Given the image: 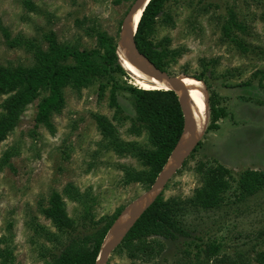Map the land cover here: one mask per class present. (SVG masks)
I'll return each instance as SVG.
<instances>
[{
	"label": "rangeland",
	"instance_id": "374dc122",
	"mask_svg": "<svg viewBox=\"0 0 264 264\" xmlns=\"http://www.w3.org/2000/svg\"><path fill=\"white\" fill-rule=\"evenodd\" d=\"M131 2L0 0V65L31 66L33 50L46 48L49 33L61 48L98 57L102 54L98 36L104 34L116 45ZM230 18L240 29L231 23L226 37L224 26ZM146 41L164 49L163 71L168 75L201 77L204 86L220 97L228 117L218 122L217 131L202 134L201 146L159 195L178 204L175 220L186 237L154 238L161 250L146 261L129 258L124 248H117L105 264H173L183 251L194 252L206 241L218 245L220 254L231 258L235 252L243 253L248 264H256L254 254L264 252V188L241 199L235 180L243 169L264 170V0H169ZM134 75L123 71L79 87L64 86L62 103L50 114L47 126L34 120L47 92L26 105L0 142V262L48 264L63 243L92 232L95 222L122 211L146 190L142 184H123L125 169L145 167L128 153H115L114 143L102 136L96 122L101 118L112 128L117 146L149 148L147 131L134 122L124 88L150 86ZM114 84L119 88L112 105ZM4 98L0 96V104ZM5 151L11 156L1 163ZM217 167L230 173L224 178L227 187L219 205L207 210L190 206L187 202L201 186V176ZM68 187L81 198L62 196L73 228L60 233L40 210L51 192L62 194Z\"/></svg>",
	"mask_w": 264,
	"mask_h": 264
},
{
	"label": "trees",
	"instance_id": "16d2710c",
	"mask_svg": "<svg viewBox=\"0 0 264 264\" xmlns=\"http://www.w3.org/2000/svg\"><path fill=\"white\" fill-rule=\"evenodd\" d=\"M168 1L149 0L147 2L140 14L133 37L137 50L161 71L165 64V51L157 49L147 42L146 35L160 14L164 3ZM231 23L235 29H240V26L231 22L230 18L226 24L229 25L226 28L224 26L226 37L229 35ZM3 32L5 37H8L6 31L3 30ZM14 41L16 40L13 39L8 44L12 46ZM45 41L46 48L37 47L33 50L31 66L0 65V96H5L0 104L2 110L0 112V142L16 126L26 105L34 101L40 92H47V96L39 101L34 120L36 125L47 126L50 114L56 112L62 103L61 89L64 86L71 84L79 87L105 75L123 73V71L130 72L122 64L118 55L116 56V45L104 34L98 36V44L102 49V54L98 57L82 51H69L61 48L56 44L52 33L45 36ZM68 60L70 63H67ZM195 79L202 81L205 85L201 77ZM145 83L150 88L127 86L124 90L131 99L134 122L147 131L149 148H135L130 143H119L117 146L112 128L101 118H96V122L102 136L110 138V143H114L115 153L118 155L120 152L128 153L145 167V170L140 171L125 169L123 184L138 183L147 189L166 163L179 139L183 121L173 92L148 82ZM118 88L116 84L113 85L109 97L112 105H115V91ZM205 88L207 91L208 124L204 133L217 131L219 129L218 122L228 117L227 110L220 103V97L208 86ZM200 146L201 142H198L191 154L196 152ZM10 156L11 154L5 151L2 154L1 163H5ZM204 175L201 176V186L195 190L194 195L187 203L192 207L207 210L219 205V201L222 199L220 194L227 187L224 178L229 177L230 173L217 167ZM235 186L238 198L245 199L253 196L264 188V170L243 169L237 174ZM62 196L69 197L72 201L81 198L76 190L69 187L64 188L62 194L51 192L47 205L40 210L42 216L48 219L60 233L73 228V222L65 212ZM177 209L176 202L162 200L158 196L137 219L117 248H124L129 258L146 261L161 250L154 238L165 240L185 238L186 233L175 220ZM84 211H87V207L84 208ZM120 211L117 209L111 216L99 219L95 222L96 228L79 240L71 239L63 243L59 251L52 255L48 264H93L111 224ZM46 236L54 237L52 234ZM58 244L60 243L58 242ZM195 249L194 252L183 251L173 264H248L243 253L235 252L229 258L220 254L218 245L213 242L206 241L200 246H196ZM254 261L256 264H264V252L255 253ZM0 264H7V262L3 259Z\"/></svg>",
	"mask_w": 264,
	"mask_h": 264
},
{
	"label": "water",
	"instance_id": "95a60500",
	"mask_svg": "<svg viewBox=\"0 0 264 264\" xmlns=\"http://www.w3.org/2000/svg\"><path fill=\"white\" fill-rule=\"evenodd\" d=\"M148 1L149 0H133L131 2L126 14L120 22L116 46H119L129 61L139 67L144 74L164 83L168 87V90L173 92L182 115V132L166 163L162 166L151 185L130 201L113 221L98 250V255L93 264L106 263L110 254L122 242L137 219L160 195L167 182L191 155L200 139V134L198 133L197 126L192 116V104L190 103L188 91L181 77L179 75L170 76L166 72L155 68L135 46L133 37L136 25H134V28L132 18L137 11L143 10ZM205 101V105H207V99ZM204 113L207 115V109Z\"/></svg>",
	"mask_w": 264,
	"mask_h": 264
},
{
	"label": "bare ground",
	"instance_id": "6f19581e",
	"mask_svg": "<svg viewBox=\"0 0 264 264\" xmlns=\"http://www.w3.org/2000/svg\"><path fill=\"white\" fill-rule=\"evenodd\" d=\"M141 12L142 11L139 10L133 15V26L137 24ZM116 54L118 55L120 61L126 67V69L135 74L139 79L144 82H148L152 85L162 87L168 90V87L164 83L160 82L155 78H152L151 76L144 74L139 67L130 62L119 46L116 47ZM179 76L183 80L186 86V90L188 91V98L190 100V103L192 104V116L197 126L198 133L200 134V137H202V134L204 133L205 127L207 125V115L204 113L207 109V105H205V100L207 99L205 86L200 80L192 79L183 74Z\"/></svg>",
	"mask_w": 264,
	"mask_h": 264
}]
</instances>
